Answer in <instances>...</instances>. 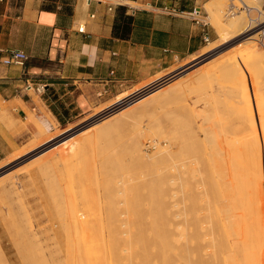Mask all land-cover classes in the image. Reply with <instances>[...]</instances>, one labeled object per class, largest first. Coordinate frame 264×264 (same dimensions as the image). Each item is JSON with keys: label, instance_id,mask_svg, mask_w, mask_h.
<instances>
[{"label": "rangeland", "instance_id": "1", "mask_svg": "<svg viewBox=\"0 0 264 264\" xmlns=\"http://www.w3.org/2000/svg\"><path fill=\"white\" fill-rule=\"evenodd\" d=\"M111 1L119 2L117 6L122 5L126 8L137 5L131 1ZM193 1L187 0V2ZM231 1L238 5L237 0H208L202 4V16H206L205 20L215 31L216 39L206 44L196 57L176 61L167 69L158 68L153 76L126 89L115 99L92 108L86 116H77L59 124L49 113L39 116L35 112L27 111V119L19 120L26 131V140L19 147L16 146L10 155L0 160V264H80L81 262L82 264H109V256L106 255L107 252H104L108 249L113 250L110 246L111 240L109 246L106 240L108 239L106 235L110 234L111 239L112 233H116L119 243L114 251L119 252L116 253V257L120 254L121 264H129L130 258L133 257L131 260L133 264L135 260L140 259L135 258V253H130L132 250L125 248V240L128 237L125 233L132 230L128 222L133 215H130L126 203L137 191H134V188H138L139 194L143 197L140 215L143 217L145 227L148 228L153 214L151 211L155 210L166 221L165 227L168 228L169 234L174 236L183 230L187 236L193 233L202 236L199 241L188 243L192 261L198 257L207 262L212 261L210 236L214 237L217 232L215 228L217 224L214 222L217 217L216 207L221 210L219 207L223 206L224 210L228 211L229 203L234 204L236 219L241 220V235L244 234V228L246 229L247 224L249 225V220L242 214L244 212L242 201H250L256 205L257 195L254 183L256 185L261 183L264 186V59L259 55H253L256 59L249 56L252 60L249 57L247 59L250 60H242V58L245 59L242 50L244 42L248 41L246 38L256 35L255 38L258 39L256 29L264 28V0H244L252 7L249 11L239 10L233 15H226V9ZM237 15L245 17L246 24H252L248 31L240 32L239 28L234 31L235 28L228 25L230 17ZM248 17L253 21L248 20ZM255 24L257 28H254ZM221 26L227 27L224 31L222 29L223 33L218 30ZM234 34L237 35L233 36ZM222 36L223 38L225 36L224 39L228 37L229 40L224 42ZM256 39L253 40L258 48L257 51L262 52L264 56V46ZM230 55L233 57L231 58ZM238 57L242 64L235 68L239 64ZM218 58L226 61V63L223 62L226 64L223 65L224 68L220 65L222 62L218 63ZM214 60L215 64L217 62L221 68L218 70L216 64L217 69L215 67L214 69L217 71L211 66L212 71L208 72L207 70L210 69L207 67L210 66L209 64L213 65ZM229 63H233L232 66ZM246 68L250 70H248L250 73ZM199 70L201 75L207 77L202 76L200 79ZM166 75L169 76L167 82L159 85L163 86L162 93L159 91V94L152 96L153 99L149 98L143 105L140 103L141 105L132 106L133 110L129 108V110L117 112L118 115L116 114L113 120L110 119L111 126L101 127V123L110 118L106 119L104 116L107 114L105 112L110 110L107 108L111 104L156 78ZM250 106H252L251 110H247ZM0 109H3L1 103ZM2 121L3 115L0 112V122ZM254 125L256 128L253 127ZM7 126H14L11 118ZM259 133H262L263 137ZM72 137L74 142L71 140ZM33 141L37 144H33ZM135 143L139 151L135 149ZM248 143L254 144V147L251 146L255 152L253 150V153L249 152V148L244 149L248 147L246 146ZM256 147L260 151L258 153L260 158L255 157ZM138 153H141L140 156ZM250 154L252 158L248 156L247 160H244L245 156ZM13 156H15L14 159ZM237 157L239 159H236ZM256 158L261 165L260 174V167L257 168L258 178L251 176L250 172L246 174L244 167L248 165L246 164L248 162L250 163V166L248 165L250 170H248L254 172ZM45 159L46 161L42 162ZM222 161L225 163L223 164ZM229 165L231 170L228 168ZM245 184L249 185L248 193H246ZM151 185L154 186L153 188L155 185L159 188V208L158 205L151 204L149 200ZM262 197L264 214V190ZM228 198L230 202L227 207ZM110 202L112 206H109ZM109 207L114 209L110 210ZM224 210L219 212L222 217L227 215ZM102 219H104L103 223L108 222L109 233L104 229L99 230L100 233L95 232L97 233L94 238L96 241L91 242V247L87 246L90 243L87 238H91V234L89 230L86 233L87 228L83 229L80 227L81 224L83 223L82 226L92 225L95 220L97 224L101 223ZM73 224L75 227L80 225L78 226L80 229L73 228ZM195 226L199 229L197 232ZM81 229L83 232L80 231ZM88 233L90 236L86 238ZM101 233L106 239L102 235L98 236ZM233 237L238 238L233 234L232 240H234ZM67 239H70V243ZM84 240H87V245ZM184 241V238L178 240L179 249L184 247ZM72 243H76L73 248ZM96 244L98 247H94ZM87 248H90V253H87ZM93 249H98L99 254L94 255L95 253L91 252ZM239 254L236 253L237 257L241 258ZM113 256L110 257V262L113 261ZM73 257H75L74 261ZM104 257L108 260L106 261ZM115 262L120 264L119 260ZM137 262L136 264L139 262L142 264L141 261ZM157 263L160 264L159 262L152 264ZM175 264H183V261L177 260Z\"/></svg>", "mask_w": 264, "mask_h": 264}, {"label": "crops", "instance_id": "2", "mask_svg": "<svg viewBox=\"0 0 264 264\" xmlns=\"http://www.w3.org/2000/svg\"><path fill=\"white\" fill-rule=\"evenodd\" d=\"M124 1L137 5L124 6L133 24L120 39L112 36L118 4L111 0H0V160L25 142L19 120L27 119V111L49 113L59 124L86 116L158 68L196 57L216 39L209 24L162 11L195 6L202 15L208 0ZM8 49L24 51L27 60L5 65L2 51ZM37 84H43L42 93L34 90ZM10 118L13 127L7 126Z\"/></svg>", "mask_w": 264, "mask_h": 264}, {"label": "bare ground", "instance_id": "3", "mask_svg": "<svg viewBox=\"0 0 264 264\" xmlns=\"http://www.w3.org/2000/svg\"><path fill=\"white\" fill-rule=\"evenodd\" d=\"M251 4V3H250ZM257 10V9H256ZM258 11V10H257ZM250 14V13H249ZM262 15V14H261ZM250 16V15H249ZM264 16V15H263ZM253 17V16H252ZM231 18V20L229 21V23L230 24H228V25H230V27H232V28H235V29H233L234 31L236 30V28L238 29V30H241L240 32H244V31H248L251 27H249L250 25H252V24H246L247 23V21H246V19H245V17H243L242 15H237V16H232V17H230ZM248 20H252L253 21V19H251L250 17H248ZM258 20V19H257ZM255 21V20H254ZM254 23V22H253ZM217 25V24H216ZM263 25V24H262ZM255 26H256V24H255ZM259 26V25H258ZM222 27V28H221ZM221 27H219L218 28V30L221 32V33H223L222 32V29H223V31H224V29H226L227 27H224V26H221ZM224 27V28H223ZM237 30V31H238ZM231 31V30H230ZM250 33V32H249ZM248 33V34H249ZM252 34V33H251ZM254 34V33H253ZM224 35V34H223ZM235 35H237V34H234L233 36H235ZM245 35V34H244ZM226 36V35H225ZM225 36H224V38H225ZM249 36V35H248ZM256 36V35H255ZM255 36L253 37H249V38H246V40H248V41H246V42H244V45H243V55L245 56L244 58L245 59H243L242 58V60H250L251 59V57L254 59H256V56L254 57L253 55H259V56H261V58L262 59H264V56H263V53L262 52H260L259 53V50L257 51V49L258 48H256V43H254V40L253 39H256L255 38ZM244 37V36H243ZM222 38H223V36H222ZM223 38V40H224V42H226V40H229V39H227L228 37H226V39H224ZM231 38H233V37H231ZM250 40V41H249ZM252 40V41H251ZM257 40V39H256ZM221 42V41H220ZM229 42V41H228ZM222 43V42H221ZM230 43V42H229ZM218 44V43H217ZM242 44V43H241ZM221 45V44H220ZM230 45V44H229ZM214 46V45H213ZM215 46H217L216 45V43H215ZM207 49V48H206ZM213 49V48H212ZM263 51V50H262ZM237 52V51H236ZM241 52V51H240ZM264 52V51H263ZM208 53V52H207ZM210 54V53H209ZM240 54V53H239ZM225 55V54H224ZM223 55V56H224ZM208 56V55H207ZM231 56V58L233 57L232 55H230ZM235 56V55H234ZM249 56H251V57H249ZM203 57V56H202ZM227 57V56H226ZM241 57H242V55H241ZM247 57H249L248 59H247ZM260 58V57H259ZM226 59V58H225ZM234 59V58H233ZM232 59V60H233ZM237 59H239V57L237 58ZM236 59V60H237ZM219 58H218V63H221L220 65L224 68V66L223 65H226V64H224L223 62H225L226 63V61H224V60H220V62H219ZM229 60V59H228ZM235 60V59H234ZM252 60V59H251ZM260 61H261V59H259ZM241 60L239 59V64L238 65H236L235 66V68L237 67V66H240L242 63L240 62ZM228 62V61H227ZM238 62V61H237ZM217 62H216V64H217V66L219 65ZM212 64L213 65H211V64H209L210 66H208L207 68H211V66H213V69H214V67L216 66V64H215V60H214V63L212 62ZM215 64V65H214ZM231 66H232V64L233 63H229ZM236 64V63H235ZM234 64V65H235ZM219 65V66H220ZM229 65V66H230ZM216 66V67H217ZM218 66V70H219V68H221V67H219ZM215 67V68H216ZM227 67V66H226ZM253 67V66H252ZM259 67V66H258ZM239 69L240 68H242V67H238ZM201 69V68H200ZM217 69V68H216ZM216 69H214L215 71H217ZM230 69V68H229ZM243 69V68H242ZM241 69V70H242ZM247 69V68H246ZM254 69V68H253ZM205 70H207L206 69V67H205ZM221 70L222 69H220V72H221ZM225 70H228V69H226L225 68ZM224 70V71H225ZM238 70V69H237ZM240 70V71H241ZM249 69H247V71H248ZM208 72L210 71H212L211 69L210 70H207ZM250 71V70H249ZM248 71V73H250ZM190 72V71H189ZM201 72H202V69H201ZM201 72H200V70H199V75H198V77H200V79L202 78V76L203 75H201ZM206 72V71H205ZM214 72V71H213ZM212 72V73H213ZM226 72V71H225ZM224 72V75L226 74ZM245 72H246V70H245ZM187 73V72H186ZM203 73V72H202ZM215 74V73H214ZM213 74V75H214ZM221 74H222V72H221ZM212 75V76H213ZM206 76V75H205ZM205 76H203V77H205ZM248 76L250 77H252V75L251 74H248ZM207 77V76H206ZM248 77V78H249ZM209 78V77H208ZM199 79V78H198ZM199 79V80H200ZM253 79H254V77H253ZM176 80V79H175ZM175 80H173V81H175ZM216 80V79H215ZM170 81V80H169ZM173 81H171V82H173ZM205 81V80H204ZM245 82H246V80H244ZM167 82V81H166ZM171 82H169V83H171ZM178 82V81H177ZM208 83H209V81H208ZM219 83V82H218ZM240 83H243V81H240ZM168 84V83H167ZM166 84V85H167ZM251 84V83H250ZM170 85H172V84H170ZM240 85V84H239ZM167 86H169V84L167 85ZM166 86V87H167ZM227 86H229V85H227ZM250 86V85H249ZM163 87V86H162ZM162 87H160V86H157V87H155V88H152L151 90H149V91H147V92H145V93H143V94H141L140 96H138V97H136V98H134L133 100H131V101H129V102H123V103H121L120 105H117L116 107H114L113 109H110L111 110V112H110V110L109 111H106L105 113H107V114H105V118L107 119L108 117H110L109 119H107L106 121H104V122H102L101 124H102V128L103 127H106V126H108V125H110V121H112L113 120V118L115 117V116H117L118 114H117V112H119V111H121V110H129V108L130 109H132L133 110V107L132 106H134L135 107V105L136 104H140V103H142V105L143 104H145V102H148V100H149V98H151L152 96H156V94H159L158 92L160 91L161 93H162V90L161 89H163ZM171 87V86H170ZM140 88V87H139ZM165 88V87H164ZM241 89V88H240ZM167 90V89H166ZM165 90V91H166ZM185 90V89H184ZM239 90V89H238ZM237 91V90H236ZM252 95V94H251ZM174 96V95H173ZM151 99H153V98H151ZM160 99V98H159ZM151 101V100H150ZM153 101V100H152ZM116 102H118L117 104H119L121 101H116ZM156 102V101H155ZM212 103L214 104V102H213V100H212ZM228 103V102H227ZM231 103V102H230ZM255 103V101L253 102V104ZM234 104V103H233ZM141 105V104H140ZM244 105V104H243ZM250 105V104H249ZM118 106H120V107H118ZM132 107V108H131ZM226 107V106H225ZM239 107V106H238ZM251 107L252 106H250V109H247V110H251ZM253 107H254V105H253ZM243 108H245V107H243ZM257 108V107H256ZM234 109V108H233ZM232 109V110H233ZM246 109V108H245ZM244 109V110H245ZM255 109V108H254ZM106 110V109H105ZM97 111V110H96ZM103 111V110H102ZM109 112V113H108ZM243 113L242 114H244V111H242ZM255 112H256V109H255ZM96 113V112H95ZM240 113V112H239ZM246 113H248V112H246ZM251 113V112H250ZM96 114H98V113H96ZM117 114V115H116ZM252 114V113H251ZM103 117V118H104ZM251 118H252V116H251ZM100 119H101V117H100ZM110 119H112V120H110ZM179 119V118H178ZM252 120V119H251ZM99 121V120H98ZM102 121V120H101ZM96 123H97V121H96ZM95 123V124H96ZM257 123H260V121H258ZM92 124V123H91ZM252 124V123H251ZM94 125V124H93ZM96 125H98V124H96ZM96 125H94V126H96ZM45 126V125H44ZM111 126V125H110ZM248 126V125H247ZM259 126H260V124H259ZM258 126V127H259ZM43 127V126H42ZM87 127V126H86ZM254 128H256L255 127V125L253 126ZM89 128V127H88ZM93 128V127H92ZM91 128V129H92ZM95 128V127H94ZM98 128V127H97ZM102 128H101V130H102ZM108 128V127H107ZM242 128H244V127H242ZM249 128V127H248ZM49 129V128H48ZM106 129V128H105ZM260 129H261V127H260ZM85 130V129H84ZM95 130V129H94ZM226 130V129H225ZM41 131H42V129H41ZM60 131H62V130H60ZM91 131V130H90ZM106 131H109V130H106ZM105 131V132H106ZM150 131V130H149ZM244 131V130H243ZM246 131V130H245ZM258 131H260V130H258ZM56 132V131H55ZM96 132H99V130L97 131L96 130ZM95 131H94V133H96ZM102 132H104L103 130H102ZM101 132V133H102ZM113 132H115V131H113ZM226 132V131H225ZM253 132V131H252ZM251 132V133H252ZM88 133V132H87ZM108 133V132H107ZM254 133V132H253ZM257 133V132H256ZM260 135L262 134V133H259ZM43 135V134H42ZM56 135V134H55ZM54 135V136H55ZM78 135V134H77ZM84 135V134H83ZM91 135H92V132H91ZM108 135V134H107ZM252 135V134H251ZM254 135H255V133H254ZM258 135V134H257ZM70 136V135H69ZM94 136V135H93ZM244 136H245V134H244ZM253 136V135H252ZM262 136V135H261ZM260 136V137H261ZM45 137V136H44ZM75 137V136H74ZM90 137V136H89ZM246 137V136H245ZM249 137V136H248ZM247 137V138H248ZM263 137V136H262ZM50 138H51V136H50ZM61 138V137H60ZM62 138H64V137H62ZM77 138V137H76ZM252 138V137H251ZM258 138V137H257ZM257 138H256V141H257ZM34 139V138H33ZM72 139H74L73 137L71 138V140ZM236 139V138H235ZM242 139V138H241ZM249 139V138H248ZM237 141H238V139H236ZM250 140V139H249ZM255 140V139H254ZM261 140V139H260ZM45 141V140H44ZM73 141V140H72ZM72 141H71V144H72ZM98 141V140H97ZM240 141V140H239ZM248 141V140H247ZM253 141V140H252ZM66 142V141H65ZM74 142V141H73ZM76 142H77V140H76ZM92 142V141H91ZM242 142H243V139H242ZM33 144H37V143H35L34 141L32 142ZM31 143V145H33ZM67 143V142H66ZM240 143H241V141H240ZM243 143H245V142H243ZM255 143V142H254ZM52 144V143H51ZM63 144H64V142H63ZM249 144V145H248ZM248 144H246V146H248V147H246V148H244L245 150H247L248 148H249V152H251V153H253V151L255 152V149H253L252 148V146L254 147V144L252 143H248ZM31 145H27L28 147L29 146H31ZM61 145V144H60ZM75 145V144H74ZM135 145H136V143H135ZM134 145V147H135V149L137 150V151H139L137 148V145L135 146ZM236 145V144H235ZM234 145V146H235ZM238 145V144H237ZM252 145V146H251ZM259 145V144H258ZM36 146V145H35ZM62 146V145H61ZM70 146V145H69ZM91 146V145H90ZM233 146V147H234ZM239 146V145H238ZM260 146V145H259ZM27 147V148H28ZM32 147V146H31ZM240 147V146H239ZM26 148V149H27ZM30 149V148H29ZM42 149V148H41ZM71 149H72V146H71ZM70 149V150H71ZM264 149V148H263ZM69 150V151H70ZM96 150V149H95ZM235 150H237V149H235ZM253 150V151H252ZM256 150H257V155L255 156V157H258V156H260V154L258 155V153H260V151L258 150V147H256ZM98 151V150H97ZM238 151V150H237ZM71 152V151H70ZM235 152V151H234ZM246 152V151H245ZM236 153H238V152H236ZM242 153V152H241ZM18 154V153H17ZM141 154V153H140ZM140 154L138 153V155L140 156ZM15 155V154H14ZM137 155V156H138ZM231 155V154H230ZM18 157H19V155H17ZM38 156V155H37ZM40 156V155H39ZM38 156V157H39ZM62 156V155H61ZM245 156V155H244ZM248 156H251V158H252V154H250V155H246L245 157L246 158H244V160L246 159L247 160V158H248ZM14 157L15 156H13V159H14ZM222 157V156H221ZM236 157V156H235ZM255 157H253L254 158V160H255ZM48 158V157H47ZM141 158V157H140ZM251 158L249 157V160H251ZM258 158H260V157H258ZM258 158H256V162H255V164H254V166H256L254 169V172H253V170L252 171H249L250 170V168H249V166H250V163H248V162H246V164H248V165H245L244 167H245V169L247 170H245L244 168V170H245V172H246V174H249V172H250V175L251 176H256L257 178H258V169L257 168H259L261 165H259L258 163H260L259 161H257L258 160ZM35 159H36V157H35ZM162 159V158H161ZM160 159V160H161ZM236 159H239L238 157L236 158ZM235 159V160H236ZM11 160V159H10ZM10 160H8V161H10ZM39 160V159H38ZM160 160H157V161H160ZM225 161H226V159H224ZM260 160V159H259ZM34 161V160H33ZM37 161V160H36ZM43 161H46V159L45 160H42V162ZM52 161V160H51ZM153 161V160H152ZM154 161H156V160H154ZM156 161V162H157ZM225 161L223 162V164L225 163ZM232 161V160H231ZM41 162V161H40ZM40 162H39V164H40ZM41 162V163H42ZM141 162V161H140ZM139 162V163H140ZM143 162V161H142ZM161 162V161H160ZM13 163V162H12ZM154 163V162H153ZM159 163V162H158ZM227 163V162H226ZM35 164V163H34ZM105 164H107V163H105ZM108 164H110V162L108 163ZM114 164V163H113ZM136 164V163H135ZM156 165H157V163H155ZM154 164V165H155ZM232 164V163H231ZM236 164V163H235ZM238 164V163H237ZM14 165V164H13ZM36 165H37V163H36ZM48 165V164H47ZM153 165V166H154ZM155 165V166H156ZM192 165V164H191ZM219 165H220V163H219ZM241 165V164H240ZM251 165H252V162H251ZM112 166V165H111ZM230 166V167H229ZM228 166V168H230V170H231V165H229ZM248 166V167H247ZM1 167V166H0ZM20 167V166H19ZM27 167V166H26ZM108 167V166H107ZM192 167V166H191ZM191 167H189L190 169H191ZM241 167H242V165H241ZM247 167V168H246ZM41 168V167H40ZM227 168V169H228ZM263 168H264V158H263ZM21 169V168H20ZM236 169V168H235ZM234 169V170H235ZM249 169V170H248ZM251 169H252V167H251ZM260 170H259V174L261 173V167L259 168ZM27 171V170H26ZM105 171H107V170H105ZM229 171V170H228ZM236 171V170H235ZM27 172H29V171H27ZM244 172V173H245ZM184 173V172H183ZM226 173V172H225ZM229 173V172H228ZM233 173V172H232ZM27 174V173H26ZM231 174V173H230ZM229 174V176H231ZM245 174V175H246ZM178 175V174H177ZM233 175H234V173H233ZM7 176V175H6ZM94 176V175H93ZM234 176H236V175H234ZM240 177V176H239ZM5 178V177H4ZM176 178V177H175ZM238 178V177H237ZM257 178H255L256 179V181L258 182V179ZM8 179V178H7ZM233 179V178H232ZM170 180H173V179H170ZM227 180H229V179H227ZM236 182V181H235ZM244 182V181H243ZM256 182V183H257ZM154 186L153 185H151L150 186V189H149V191H150V194H149V200H150V202H151V204H155V205H158V208L160 207V203H159V198H158V192H159V188L157 187V185H155V188H153ZM211 187H212V185H211ZM244 187L246 188V193H248V192H250L249 191V185L248 184H245L244 185ZM254 187L256 188V195H257V200H256V205H254V203L253 202H250V201H242L243 202V204H242V207H243V210H244V212L242 213L244 216H246L247 217V219L249 220V225L247 224V226H246V229L244 228V234L243 235H241V232H242V225H241V220L240 221H237V216H236V213H235V205L234 204H232V203H229V207H228V202H230V198H228V200H227V207L230 209V210H228V211H226V210H224V208H223V206L221 207H219L221 210H219L218 209V207H216V210H217V217H216V220L214 221L216 224H217V227L215 226V228H217V232H216V234L214 235V237H213V235H212V237L210 236V240H211V245H212V250H211V255H212V261L211 262H207V261H205L204 259H202L201 257H198V258H195V260L194 261H192L191 259H190V250H189V248H188V243H191L192 241H199L200 239H201V237L199 236V235H197V233H196V235H195V233H193L194 234V236H192V235H189V236H187V235H185V233L183 232V230L182 231H179L177 234H175L174 236L173 235H171V234H169L168 232H167V230H168V228L167 227H165L166 226V221H164L163 220V218H162V216H161V214L159 213V214H157L156 212H155V210H152L151 211V214H152V219L150 220V223H149V226H148V228L147 227H145L144 226V224H143V217L140 215V211H141V206H142V204H143V197H141V195L139 194V192H140V190L138 189V188H134V191H136L134 194H132V196H130V197H132L131 199H127L128 201H127V203H126V206L129 208V213H131L130 215L132 216L133 215V218H131L130 219V222H128V225H129V228H131L132 230H131V232H129L128 233V231H127V233H125V235L126 236H128L127 238H126V240H125V248L128 250V249H130V250H132V251H130V253L132 252V254L133 253H135V255H136V259L138 258V259H140V260H135V258H134V260H135V262L133 263V264H136V261H141L142 262V264H152V263H155V262H159L160 264H175V262L177 261V260H182L183 261V264H264V214H263V197H262V195H263V190H264V186H263V184H261V183H259V184H255L254 183ZM132 188V187H131ZM110 189V188H109ZM133 189V188H132ZM154 189H156V191L154 190ZM213 189V188H212ZM210 190V189H209ZM54 193V192H53ZM225 193V192H224ZM107 194H109V193H107ZM54 196V195H53ZM248 196H249V194H248ZM227 197H228V195H227ZM54 198V197H53ZM59 200V199H58ZM237 203V202H236ZM110 204H112L111 202L109 203V206H112V205H110ZM122 204H123V202H122ZM221 205V204H220ZM217 206V205H216ZM219 206V205H218ZM114 207V206H113ZM110 208V207H109ZM128 208H126V209H128ZM222 208H223V210H224V213H226L227 212V215H224L223 217L219 214V212H221V211H223L222 210ZM227 208V209H228ZM114 208H110V210H113ZM125 209V210H126ZM226 209V208H225ZM223 213V214H224ZM231 216V217H230ZM213 217V216H212ZM95 218V217H94ZM241 218V217H240ZM107 219V218H106ZM92 220V219H91ZM212 220H214V219H212ZM96 221L97 220H95V223L94 224H92V225H88L87 224V226L86 225H83L82 226V224H81V226L80 225H76V227H75V224H73L74 225V227L73 228H75V229H80V227H82L83 229L85 228H87L85 231H86V233H87V231L89 230L90 231V234H91V238L89 237L90 235H89V233L87 234V236H86V238L87 237H89V238H87V240H88V242L90 241V243H88L89 245H87L86 244V241H85V244L87 245V246H90L91 247V245H92V243H94L96 240L94 239L95 238V235L97 234V233H95V232H97L98 231V233H100V231L101 230H106L108 233H109V231H108V228H109V224H108V222H104L103 223V221H104V219H102L101 220V223H97L96 224ZM210 221H211V216H210ZM92 222H93V220H92ZM197 222V221H196ZM195 222V223H196ZM75 223H76V220H75ZM86 223V222H85ZM214 223V224H215ZM78 224H80V222H78ZM96 224V225H95ZM100 224H101V226H100ZM201 224V223H200ZM78 226H80L79 228H78ZM241 226V227H240ZM198 227V226H197ZM202 227V226H201ZM69 228V227H68ZM195 228H196V226H195ZM198 228H200V226L198 227ZM83 229H81L80 231H82L83 232ZM70 230V229H69ZM100 230V231H99ZM179 230H180V228H179ZM197 230H199V229H197L196 228V232H197ZM72 231H74V230H72ZM185 231V230H184ZM215 231V230H214ZM213 231V232H214ZM82 232H80V233H82ZM123 232V231H122ZM212 232V233H213ZM116 233H112L111 235H112V237H111V239L109 238L110 237V234H109V236H107L106 234V237H108V239H106L103 235H102V233L101 234H99L98 236H100V235H102L103 236V238H105L106 240H107V242H108V246L110 245L111 246V248L113 247V250H111V249H108L107 251L105 250V252L104 253H106V255L108 254V256H109V260L108 259H106L107 257H104L105 258V260L107 261L108 260V262H109V264H113L115 261H118L119 260V263L121 264L122 263V261L120 262V260H121V258H119V256H120V254L118 255V257H116V253L118 252V250H117V252L115 253L114 251L117 249V243H118V239L116 238V235H115ZM123 234V233H122ZM233 234L235 235V237H236V235H237V239L236 238H234L233 237V239L234 240H232V238H231V236H233ZM76 237V236H75ZM82 237H83V235H82ZM123 237V236H122ZM239 237H241V238H239ZM180 238H184L185 239V241H184V247H182V248H180L179 249V247L177 246V242H178V240L180 239ZM65 239H66V237H65ZM76 239V238H75ZM90 239V240H89ZM236 239V240H235ZM68 240V239H67ZM70 240V239H69ZM68 240V242L70 243V241ZM110 240H111V242H110ZM76 241V240H75ZM103 241H105L104 239H103ZM92 242V243H91ZM106 242V241H105ZM106 242V243H107ZM109 242H110V244H109ZM121 242V241H120ZM78 243V242H77ZM91 244V245H90ZM119 244V243H118ZM73 245H76V243H72V245H71V247L73 248ZM130 245V246H129ZM210 246V245H209ZM84 247H85V245H84ZM94 247H98L97 246V244L94 246ZM122 247V246H121ZM93 248V247H92ZM108 248V247H107ZM211 248V247H210ZM76 249H77V247H76ZM85 249V248H84ZM89 249L90 248H87V250H88V252L87 253H90L89 252ZM69 250H71V248H69ZM77 250H79V248L77 249ZM76 250V251H77ZM110 250L113 252L112 254H111V252H110ZM121 250H123V249H121ZM125 250V249H124ZM135 250V251H134ZM80 251V250H79ZM79 251H77V252H79ZM91 251V250H90ZM92 253H95L94 255H96V253H97V255L99 254V252H98V249H93L92 251H91ZM80 253V252H79ZM91 253V254H92ZM119 253V252H118ZM236 253H237V255L239 254L240 256H241V258H239V256L237 257V255H236ZM74 254V253H73ZM78 255H80V254H78ZM89 255V254H88ZM106 255H104V256H106ZM112 255H114L115 256V258H114V256L112 257L113 259V261H111L110 262V260H111V256ZM129 256V255H128ZM88 257H90V255L88 256ZM121 257V256H120ZM74 258L75 257H73V261H74ZM130 258V257H129ZM132 258V259H131ZM130 258V262H131V260H133V257H131ZM237 258V259H236ZM115 259V260H114ZM242 259H243V261H242ZM78 260V259H77ZM99 260V259H98ZM87 261V260H86ZM95 261V260H94ZM240 261H242V262H240ZM78 263H79V261H77ZM129 262V264H132V262L130 263ZM137 262V263H138ZM152 262V263H151ZM220 262H222V263H220ZM107 263V262H106ZM66 264V263H65ZM80 264H82V262L80 263ZM87 264V263H86ZM115 264H118V263H116L115 262ZM126 264H128V263H126ZM138 264H141L140 262L138 263ZM158 264V263H157Z\"/></svg>", "mask_w": 264, "mask_h": 264}, {"label": "built area", "instance_id": "4", "mask_svg": "<svg viewBox=\"0 0 264 264\" xmlns=\"http://www.w3.org/2000/svg\"><path fill=\"white\" fill-rule=\"evenodd\" d=\"M238 1V5L235 4L234 2H230L225 14L226 15H233L235 14L237 11L239 10H246L249 11L252 7H250L244 0H237ZM116 4H119V2H116ZM109 9L111 10L112 7H109ZM162 11L164 13H169V14H183L185 16H187L191 21H193L195 24H208V22L205 20L206 16L203 17L200 13V10L198 7H192L190 10H180V8L176 5H171V6H163L162 7ZM254 28H257L256 26ZM77 31L80 33L84 32V25H79L77 28ZM258 35V39L257 41L264 46V28L260 29L257 28L255 31ZM3 56H2V62L5 65H12V64H17V65H22L24 64V62L27 60L28 56L27 54L19 49H8V50H3ZM169 76H162V77H158L155 80L149 82L148 84L144 85L143 87L131 92L130 94H128L127 96H124L123 98H121L119 101H121L119 104L123 103V102H129L131 100H133L134 98L140 96L141 94L151 90L152 88H155L159 85H162L164 82H166L168 80ZM31 86L28 85V88H30ZM34 90L37 93H42L44 91V86L43 84H37L34 86ZM118 102H114L113 104L110 105V107H108L107 109H113L114 107H116Z\"/></svg>", "mask_w": 264, "mask_h": 264}, {"label": "trees", "instance_id": "5", "mask_svg": "<svg viewBox=\"0 0 264 264\" xmlns=\"http://www.w3.org/2000/svg\"><path fill=\"white\" fill-rule=\"evenodd\" d=\"M185 3L186 0H182ZM180 10H190L191 8H185L180 6ZM131 24H133V17L126 13L124 6H118L115 11V18L112 27V36L115 38L125 39L129 36L131 30ZM53 113L56 111L52 109ZM59 121L60 118H59ZM62 123V122H61Z\"/></svg>", "mask_w": 264, "mask_h": 264}]
</instances>
